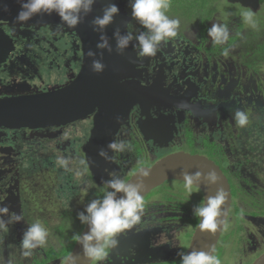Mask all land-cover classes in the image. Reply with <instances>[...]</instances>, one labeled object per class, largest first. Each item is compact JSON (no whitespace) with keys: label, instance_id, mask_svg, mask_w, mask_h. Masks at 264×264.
<instances>
[{"label":"flooded vegetation","instance_id":"1","mask_svg":"<svg viewBox=\"0 0 264 264\" xmlns=\"http://www.w3.org/2000/svg\"><path fill=\"white\" fill-rule=\"evenodd\" d=\"M206 1L205 6V0L193 5L192 20L170 15L181 22L178 34L163 42L155 56H139L137 41L130 42L131 59L116 72L111 86L121 90L124 82L133 81L144 90L138 100L125 104L123 91L117 96L123 106L101 114L105 117L96 108L84 119L65 125L0 127V203L23 216L20 222L8 224L7 231H0L3 264H61L65 256L54 246L61 220L79 229L77 213L104 195V182L111 173L128 181L140 168L177 152L204 156L225 176L230 206L218 241L226 229V238L238 248L236 264H252L264 253V0ZM218 3L236 9L237 15L222 17L215 9ZM248 12L253 13L254 27L244 20ZM124 23L122 34L130 31L135 37L145 30L126 17ZM212 23L227 24L230 37L225 45L211 42ZM54 29L58 38L51 35ZM64 29L0 17V86L13 87L0 93V100L62 87H45V69L61 68L51 57V49L56 51L52 41L81 66L79 41ZM77 73L69 74L66 84ZM236 109L249 116L246 126L233 119ZM93 130L99 142L87 147ZM113 140L124 142L125 150L109 151V159L101 157L100 150H107ZM85 148L99 164L95 175L87 166ZM61 157L66 164L58 162ZM164 184L161 191L168 193H153L159 187L150 191L144 197L141 222L118 236L119 243L127 246L126 255L119 256L120 264H171L185 252L194 232L189 224L194 216L191 206L202 204V194L194 188L193 203L179 190L183 182L170 180L161 187ZM36 221L48 229V242L25 257L22 234ZM92 264L109 261L105 257Z\"/></svg>","mask_w":264,"mask_h":264},{"label":"clouds","instance_id":"2","mask_svg":"<svg viewBox=\"0 0 264 264\" xmlns=\"http://www.w3.org/2000/svg\"><path fill=\"white\" fill-rule=\"evenodd\" d=\"M18 2L21 3V8L15 20L19 23H25L40 13L47 15L55 13L60 18L62 25L75 28L92 12L96 0H18ZM129 3L132 17L145 30L134 37L132 32L122 34L117 28L113 33L116 40L115 50L118 54H123L135 38L137 43L134 47L138 48L139 56H155L163 42L177 36L181 22L178 18H172L167 14L170 8L168 0H129ZM119 12V6L109 2L102 9V14L93 18V31L101 33L97 43L98 49L113 51L109 38L103 33L105 28L114 22ZM252 17V12L244 14L245 22L252 23L254 27ZM208 36L213 45H225L230 37L227 24L212 23L208 28ZM223 54L228 55V49H224ZM87 55L95 57L96 53L89 50ZM91 67L97 73L104 70L102 53L100 59L92 60ZM233 119L238 126L244 127L248 124L249 116L243 110L236 109L233 113ZM125 147L124 142L113 140L107 145V150H100L99 155L109 159V151L123 152ZM58 162L62 165L67 163L62 157L58 158ZM141 171L145 177L150 174L148 170L142 169ZM181 176L184 187L189 194L194 188L199 189L201 182H206L208 185H218L219 183V177L214 170L207 173L182 171ZM104 184V195L91 200L82 211L77 213V219L86 225L88 230L82 234H77L75 239L80 244L84 254L96 262L102 261L109 249L118 246V236L139 224L144 213L143 198L145 196L143 197L142 193L145 185L143 180L126 181L118 174L111 173L110 178ZM227 199L226 190L223 187H217L213 195L207 196L202 204L193 207L194 216L200 218V220L198 219L200 229L215 233L218 229L223 228L226 220L227 209L225 204ZM22 219L21 213L11 212L8 206L0 203V231H7L8 224L20 222ZM48 237L49 231L40 221L28 225L20 241L22 255L31 256L33 250L47 244ZM178 255L181 258V264H220V260L214 254V249L206 251L193 249L189 252H180ZM0 264L3 262L0 261ZM65 264H77L76 258L66 257Z\"/></svg>","mask_w":264,"mask_h":264},{"label":"water","instance_id":"3","mask_svg":"<svg viewBox=\"0 0 264 264\" xmlns=\"http://www.w3.org/2000/svg\"><path fill=\"white\" fill-rule=\"evenodd\" d=\"M226 1L229 3H235L236 1L245 3L243 2L244 0ZM109 2L115 3L110 0H96V3L93 5L92 12L87 15L75 28L62 25L60 18L55 13L52 15L40 13L34 15L32 19H30L35 25L41 23L44 25H60V27L65 28L69 33H73L79 40L81 47V66L75 78L61 88L26 96L1 99L0 127H28L43 129L50 126L65 125L67 123L84 119L85 117L91 115L96 108L99 110V116L105 117L101 114L109 113L112 107L120 108L124 103L126 104L142 97V93H144L143 88L139 87V89L138 86H136L138 84L133 81L124 82L121 85L123 86V89L121 88V90H118V86H111L116 72H121L125 69L128 61L131 59V51L129 47L123 54H118L116 52V40L113 37L114 31L117 29V22L119 24V29L121 30V25H123L125 21V16L122 20L121 14L123 12V4H121L122 6L117 4L120 9V14L115 17L113 23L105 28L103 33L109 38L113 51L108 52L106 49L97 48V43L100 40L101 33L93 31L92 20L94 17L102 14V9ZM20 8L21 3L18 2V0H6L5 2L0 1V17L4 19V21L13 22L15 21V17L20 11ZM89 50L95 52L96 56L89 57L87 55ZM101 53L102 62L105 65V68L102 72L97 73L92 70L91 65L93 59L101 58ZM123 91L125 94V102L121 103V106V104L117 103V96ZM150 96L151 95L147 93L146 99L148 100ZM119 101L121 102V99ZM140 131L142 130L140 129ZM95 132L96 130L92 131V135L86 144L87 147L99 142L95 137ZM84 151L86 153L85 159L87 166L92 175H95L97 171L96 169L99 165L97 159L88 155L87 148H85ZM142 169L148 170L150 174L146 177L143 176L141 171ZM210 170H214L219 177L218 185H208L206 182H201L200 188L197 190L201 192L204 201L207 196L215 193L217 187H223L228 193V199L225 204L227 209V219L230 206L228 182L220 169L204 156H194L183 152L170 154L159 159L151 167L140 168L128 181L136 182L138 180H143L145 189L142 194L144 197L150 191L159 187L166 181L176 180L184 183L181 176L182 171H187L189 173H195L197 171L207 173ZM199 220L194 228V232L185 252H189L193 249L198 251H206L209 249L215 250L223 228L218 229L215 233H209L206 230L199 228ZM87 230V226L84 225L79 234H82ZM126 248L127 246H124L122 243H118L117 247L108 250L106 258L108 259L109 264H120L119 256L126 255ZM66 257H75L77 264L93 263V261L84 254L83 249L76 240L72 249L65 256V258ZM65 258L61 264H65ZM122 264L130 263L127 262ZM252 264H264V253L255 259Z\"/></svg>","mask_w":264,"mask_h":264},{"label":"rangeland","instance_id":"4","mask_svg":"<svg viewBox=\"0 0 264 264\" xmlns=\"http://www.w3.org/2000/svg\"><path fill=\"white\" fill-rule=\"evenodd\" d=\"M120 1H122L121 4H123V12H124L125 17L128 20L136 21L131 15V11L132 10H131V6H130V3H129V0H120ZM200 1L201 0H186V1H183L182 2L183 4H180L178 6L179 10L177 12H175L177 17H179V18L184 17L185 19L192 20V17L194 16V13H195L193 5L197 4ZM116 4L122 6L120 3H116ZM206 4H207V1L205 0L204 6ZM215 9L218 10L222 14V17H229V16H236L237 15L236 9L229 8L225 4L218 3V4L215 5ZM57 32L58 31H56V29H54L51 32V35L53 37H55V38H58V33ZM64 32L65 33H69L66 29H64ZM69 35L73 36L74 34L69 33ZM52 45H53V47L56 48V51L54 52L51 49V57L52 56L54 57V59L56 60L57 64L60 65L61 68L60 69L51 68L49 70L45 69V85H46L45 87L46 88H52V87H55V86H62V87L65 86L66 82H68L69 74L74 75L75 73H77L79 71V65H78V63L77 64L75 63V58H73V55H72V57H68L69 53H67L66 51H63L62 47L57 49L58 43L56 41H52ZM80 48L81 47H80V43H79V52H80ZM79 52H78V54H79ZM45 59H46V57H45ZM69 59H72V60H70V63L68 64V60ZM66 64H68V66ZM62 66L67 68V71H64L62 69ZM69 70H72V71L69 72ZM73 79H71V80H73ZM9 83L12 84V82H9ZM12 88L13 87H7V86L6 87L5 86L2 87V86H0V93H2L4 91H11ZM53 90H55V89H53ZM177 110H179V109H177ZM140 129L142 130L141 127H140ZM155 141L157 142V140H155ZM167 142L168 141H164V143H167ZM76 179H78V182H79V180H81L79 175H77L75 173L74 180H76ZM164 187H166L165 184L162 187L160 186L153 193H160L161 192V193L167 194L168 192L161 191ZM167 187H169V185H167ZM172 187L174 189H176L178 187V185H173ZM179 190L182 193V195L190 198V201L192 200L193 203L196 202V195L193 192L191 194H189V192L182 186L179 187ZM194 206H197V205L193 204L191 206V210L192 211H193V207ZM196 219H198V217L192 216V219L189 220V224L192 226V228H194V226H195L194 222H195ZM74 231H75L74 225L70 226V222H67L64 219L61 220V223H60V235L62 236V242H64L63 243L64 246H66V247L69 246L68 243H69V240H70V238L72 236V233ZM226 231L227 230L225 229L224 235H222L220 241H218V244L216 246L214 254L220 260V264H236L237 261H238V258H239L238 248L230 241V239L226 238ZM60 242H61L60 240L55 239L54 246L57 247V250H60L61 248L64 247V246H59ZM232 248H233V250H231Z\"/></svg>","mask_w":264,"mask_h":264},{"label":"trees","instance_id":"5","mask_svg":"<svg viewBox=\"0 0 264 264\" xmlns=\"http://www.w3.org/2000/svg\"><path fill=\"white\" fill-rule=\"evenodd\" d=\"M183 1H186V0H168V2L170 4V8L168 9L167 14L169 16L170 15L176 16V13L175 12H177L179 10V7L178 6L180 4H183L182 3ZM211 1L212 2L213 1L218 2L219 0H211ZM197 220L198 219L195 220L194 225L196 224ZM83 227H84V224L81 223L80 226H79V229L77 228L73 232V234H72V236H71V238L69 240V243H68L69 246L68 247L64 246L63 248H61L59 250V252H60L59 254L61 256L64 257V256H66L70 252V250L72 249V246H73V244H74V242L76 240L75 239V236L80 233V231L82 230ZM58 232H60V229L58 230ZM57 237H58L57 239L61 241L59 243V246H63V244H62V236L59 234V235H57ZM165 264H169V263H165ZM171 264H181V259L178 260V261H176V262H174V263L172 262Z\"/></svg>","mask_w":264,"mask_h":264}]
</instances>
